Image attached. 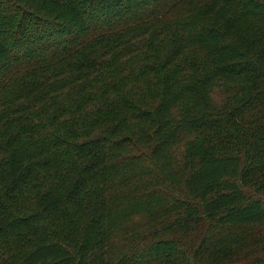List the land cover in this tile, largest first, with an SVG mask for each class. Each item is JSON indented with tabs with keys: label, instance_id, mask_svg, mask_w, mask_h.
<instances>
[{
	"label": "trees",
	"instance_id": "obj_1",
	"mask_svg": "<svg viewBox=\"0 0 264 264\" xmlns=\"http://www.w3.org/2000/svg\"><path fill=\"white\" fill-rule=\"evenodd\" d=\"M0 264H264V0H0Z\"/></svg>",
	"mask_w": 264,
	"mask_h": 264
}]
</instances>
